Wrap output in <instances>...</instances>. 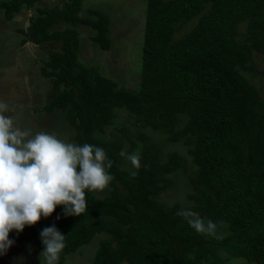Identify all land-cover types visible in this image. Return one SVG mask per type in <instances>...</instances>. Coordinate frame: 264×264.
Instances as JSON below:
<instances>
[{"label":"trees","instance_id":"16d2710c","mask_svg":"<svg viewBox=\"0 0 264 264\" xmlns=\"http://www.w3.org/2000/svg\"><path fill=\"white\" fill-rule=\"evenodd\" d=\"M39 1L0 0V15L8 22L32 10L17 32L19 43L47 52L40 73L52 95L43 110L64 112L77 145L103 148L113 180L106 194L86 191L88 209L81 216H66L58 206L53 222L41 218L11 232L15 249L42 250L40 232L54 225L66 236L59 264L96 235L104 237L90 264H224L229 258L264 264V104L236 70L247 68L251 51H264V0H145L135 91L78 61V27L91 30L89 39L100 49L110 48L101 10L88 8L83 15L81 0L59 7ZM191 20L194 25L174 37ZM240 23L242 44L233 39ZM115 109L188 147L195 177L186 197L192 211L217 223L222 239L197 234L176 205L158 202L161 181L176 169L177 156L160 162L142 149L135 170L124 166L121 149L95 135L110 124Z\"/></svg>","mask_w":264,"mask_h":264},{"label":"rangeland","instance_id":"374dc122","mask_svg":"<svg viewBox=\"0 0 264 264\" xmlns=\"http://www.w3.org/2000/svg\"><path fill=\"white\" fill-rule=\"evenodd\" d=\"M63 1L40 0V4L59 7ZM88 8L99 9L105 14L110 48L100 49L89 39L91 30L84 26L78 27V61L111 79L117 87L135 91L138 85L145 0H81V14H86ZM32 13V10L24 11L8 22L0 15V101L8 106L5 115L16 118L20 126H30L34 131L45 130L76 144L70 139L73 131L64 118V112L57 110L48 113L43 110V105L52 95L49 80L40 73L47 52L30 42L19 43L22 34L17 31L25 28ZM195 22L191 20L180 26L174 37L188 31ZM233 39L239 44L246 42L244 23L237 26ZM52 47L50 45L49 48ZM236 70L254 87L264 104V51H251L247 68ZM113 113L110 124L103 128L102 133L95 135L121 150L126 146L129 153L146 149L160 162L177 156L176 169L164 175L161 181L163 189L157 200L167 207L176 205V212L180 215L183 210L191 209L192 203L186 195L191 190L190 179L195 177V167L186 152L188 147L182 140L167 141L163 130L143 128L140 122H135L133 115L124 110L115 109ZM122 160L124 166L132 167L125 159ZM106 193L107 190L95 194L99 196ZM45 219L54 221L50 216ZM103 237L96 235L88 244L67 255L62 264H90L97 241ZM41 251L36 248L17 250L12 244L6 254L0 256V264H39ZM224 264L246 263L241 258H229Z\"/></svg>","mask_w":264,"mask_h":264},{"label":"clouds","instance_id":"9594fccd","mask_svg":"<svg viewBox=\"0 0 264 264\" xmlns=\"http://www.w3.org/2000/svg\"><path fill=\"white\" fill-rule=\"evenodd\" d=\"M8 110L0 101V256L14 243L9 239L11 232L34 226L58 206L66 216H81L88 209L86 191L101 193L113 180L108 171L112 161L103 148L77 145L45 130L22 127L16 118L5 115ZM119 155L133 169L141 167L139 149L129 153L125 146ZM130 174L135 176L137 171ZM181 215L197 234L223 238L216 222L191 209ZM65 238L54 225L42 229L39 264H59Z\"/></svg>","mask_w":264,"mask_h":264},{"label":"flooded vegetation","instance_id":"af4514ba","mask_svg":"<svg viewBox=\"0 0 264 264\" xmlns=\"http://www.w3.org/2000/svg\"><path fill=\"white\" fill-rule=\"evenodd\" d=\"M40 2V1H39Z\"/></svg>","mask_w":264,"mask_h":264}]
</instances>
